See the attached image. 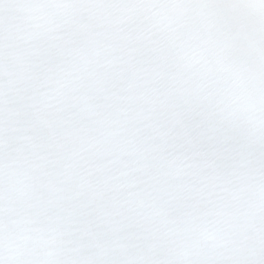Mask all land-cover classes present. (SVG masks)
Segmentation results:
<instances>
[{
	"label": "snow or ice",
	"instance_id": "6c2138e0",
	"mask_svg": "<svg viewBox=\"0 0 264 264\" xmlns=\"http://www.w3.org/2000/svg\"><path fill=\"white\" fill-rule=\"evenodd\" d=\"M0 264H264V0H0Z\"/></svg>",
	"mask_w": 264,
	"mask_h": 264
}]
</instances>
